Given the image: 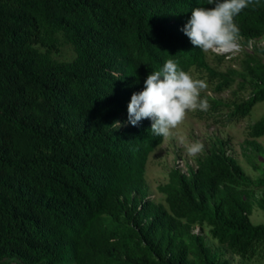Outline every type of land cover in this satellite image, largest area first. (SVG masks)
Wrapping results in <instances>:
<instances>
[{"label":"trees","instance_id":"16d2710c","mask_svg":"<svg viewBox=\"0 0 264 264\" xmlns=\"http://www.w3.org/2000/svg\"><path fill=\"white\" fill-rule=\"evenodd\" d=\"M207 0H0V264H229L191 227L207 226L241 258L264 256V222L248 218L247 178L215 137L186 172L171 168L164 205L143 197V164L161 141L152 121L121 127L131 95L166 60L233 82L182 28ZM244 40L264 33V0L234 17ZM58 36L75 55L50 53ZM246 97L207 95L198 118L238 120L264 99V62L244 61ZM264 133V114L248 130ZM257 150L259 144L248 141ZM264 211V198L258 199Z\"/></svg>","mask_w":264,"mask_h":264},{"label":"rangeland","instance_id":"374dc122","mask_svg":"<svg viewBox=\"0 0 264 264\" xmlns=\"http://www.w3.org/2000/svg\"><path fill=\"white\" fill-rule=\"evenodd\" d=\"M239 43L242 51L234 56L216 55L204 53V59L208 65L217 71L233 69L231 76L233 82L222 90L215 91V81L208 78L203 69L190 66L188 72L193 79L206 81L208 87L201 91V98L207 95L219 98L223 101H234L246 97L249 88H237L238 81L243 77L240 72L244 71V61L249 56L264 62V33L254 39L244 40ZM57 59H71L75 53L70 43L58 36L57 46L50 53ZM264 114V99L253 104L249 113L238 120L214 123L210 118H198L193 111L186 112L181 124L171 130L167 138L161 137V141L155 145L146 155L143 164V178L146 188L143 197L149 198L153 203L164 205L163 193L156 188L164 183L167 173L171 168L177 167V160H181L186 167H195V161L209 151V146L215 137L223 140L226 153L231 155L240 165L242 173L252 181L264 174V133L253 137L248 134L250 125ZM128 124V117L122 115L118 125L123 127ZM179 137H184L185 144L199 141L203 144V151L196 156H189L185 147L179 143ZM255 140L262 150H257L249 140ZM245 196L251 201V209L248 218L252 223L264 222V211L258 205V199L264 198V188L251 187L243 189ZM197 234L202 245L216 252L221 258H226L229 264H264V256L253 255L250 258H241L211 238L207 232V226L194 225L190 229ZM2 264V263H1ZM12 264V263H10Z\"/></svg>","mask_w":264,"mask_h":264},{"label":"clouds","instance_id":"9594fccd","mask_svg":"<svg viewBox=\"0 0 264 264\" xmlns=\"http://www.w3.org/2000/svg\"><path fill=\"white\" fill-rule=\"evenodd\" d=\"M253 3L254 0H207L214 7L193 8L182 31L204 53L234 56L242 51L240 29L234 17ZM207 87L206 81L193 79L168 59L160 70L148 74L142 91L132 93L128 121L137 126L142 119H150L152 133L167 138L183 122L187 111L209 109L208 100L201 98V91ZM178 139L189 156L203 151L199 141L185 144L184 137Z\"/></svg>","mask_w":264,"mask_h":264},{"label":"built area","instance_id":"2783aa9c","mask_svg":"<svg viewBox=\"0 0 264 264\" xmlns=\"http://www.w3.org/2000/svg\"><path fill=\"white\" fill-rule=\"evenodd\" d=\"M180 171L186 172L187 167L182 163V161L179 159L177 160V167Z\"/></svg>","mask_w":264,"mask_h":264}]
</instances>
